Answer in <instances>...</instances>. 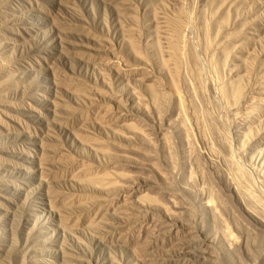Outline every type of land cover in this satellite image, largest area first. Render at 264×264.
<instances>
[{
    "label": "rangeland",
    "instance_id": "rangeland-1",
    "mask_svg": "<svg viewBox=\"0 0 264 264\" xmlns=\"http://www.w3.org/2000/svg\"><path fill=\"white\" fill-rule=\"evenodd\" d=\"M155 110L165 183L117 160ZM263 207L264 0H0V264H264Z\"/></svg>",
    "mask_w": 264,
    "mask_h": 264
},
{
    "label": "bare ground",
    "instance_id": "bare-ground-1",
    "mask_svg": "<svg viewBox=\"0 0 264 264\" xmlns=\"http://www.w3.org/2000/svg\"><path fill=\"white\" fill-rule=\"evenodd\" d=\"M175 29V28H174ZM178 31V30H177ZM176 31V32H177ZM175 32V31H174ZM206 34V33H205ZM133 48V47H132ZM136 48V47H135ZM175 49V48H174ZM138 50V49H137ZM179 53V52H178ZM177 53V54H178ZM138 54V53H137ZM139 55V54H138ZM174 57V56H173ZM146 61H145V63H144V66L146 65ZM148 64V63H147ZM147 66V65H146ZM149 66V65H148ZM195 66V65H194ZM145 68V67H144ZM198 67H196V69H197ZM178 74V73H177ZM197 74V73H196ZM180 75V74H179ZM171 77V76H170ZM181 77V76H180ZM201 77V76H200ZM173 79V78H172ZM160 80V79H159ZM200 81H201V79H200ZM160 85H161V83H160ZM156 86V85H155ZM153 87V86H152ZM159 89H160V87H159ZM152 91V90H151ZM153 91H155V90H153ZM233 91V90H232ZM227 92V91H226ZM157 93V92H156ZM162 94V93H161ZM175 94V93H174ZM173 94V95H174ZM234 94V93H233ZM153 95H154V93H153ZM157 97V96H156ZM162 97H163V95H162ZM158 98H159V96H158ZM157 98V99H158ZM120 99V98H119ZM223 99V98H222ZM228 100V99H227ZM225 101V100H224ZM234 101V100H233ZM119 103V106H120V109L121 110H126V108H129V112H131L132 113V115L133 114H141V115H145V113L146 112H144L142 109H137V108H135V107H133V106H129V107H124L123 105H121L120 104V101L118 102ZM163 103H165V102H163ZM162 105V104H161ZM164 106V105H163ZM119 109V108H118ZM119 109V110H120ZM120 110V111H121ZM146 110H147V108H146ZM127 111V112H128ZM148 112V111H147ZM154 113V115H153V118L150 120L149 119V122H151V123H149V125H148V127H147V133H145L143 130V132L144 133H142V131L141 132H138V131H136L135 132V130L130 134V135H127V136H125L124 138H123V142H124V144H125V148H127L128 149V151L130 150V151H132V155L133 156H130V155H126V156H124V155H121V156H118L117 157V160L118 161H121V162H123V163H126L127 165L129 164V165H131V167H135V168H144V167H147V168H149V170H151L152 172H154L155 174H158L159 175V178L165 183L166 182V178H165V175H164V173H162V171H160L159 169H162V168H157L156 166H154L153 164H151V163H149L147 160L149 159L150 160V157L151 156H154L155 155V150H157L156 149V143L154 142V140L152 139V138H150V137H148L149 135L148 134H152V133H155V137H156V140L157 141H159L160 143H162L163 145L164 144H167L166 142H167V139H168V136L166 135V133H165V131L167 130V131H169L168 129H171V125H170V123H166L164 120H163V118L161 117V114L159 113V111L158 110H155V111H153ZM107 113V112H106ZM105 113V114H106ZM121 114H120V116H123L122 115V111L120 112ZM126 113V112H125ZM124 113V114H125ZM110 114V113H109ZM147 114V113H146ZM105 116V115H104ZM103 116V117H104ZM109 116V115H108ZM119 116V117H120ZM124 116H126V115H124ZM124 116H123V119H124ZM135 116V115H134ZM146 116V115H145ZM148 116V115H147ZM151 116V115H150ZM106 117V116H105ZM110 117V116H109ZM114 118V117H113ZM145 118V117H144ZM151 118V117H150ZM110 119V118H109ZM119 119V118H118ZM123 119H121V120H123ZM103 120V119H102ZM147 120H148V118H147ZM113 121V120H112ZM112 121H110V122H112ZM148 122V121H147ZM146 128V127H145ZM166 128H168V129H166ZM145 130V129H144ZM172 130V129H171ZM171 133V132H170ZM153 136V135H152ZM154 137V138H155ZM138 142H137V141ZM136 141V142H135ZM170 142H171V140H170ZM136 143H138V144H140L141 146H136ZM225 143H226V141H225ZM224 143V144H225ZM122 146V148H123V145H121ZM120 146V147H121ZM225 150V149H224ZM230 150V149H229ZM129 151V152H130ZM124 152V151H123ZM152 152H154V155H152ZM158 152V151H157ZM125 153H127L126 152V150H125ZM129 154V153H128ZM137 154H139V155H137ZM142 156V157H144L145 158V160L146 161H144V159L141 161V159L139 160L136 156ZM109 157V156H108ZM152 158V157H151ZM232 158V157H231ZM171 159V158H170ZM116 160V159H115ZM153 161V160H152ZM173 162V161H172ZM230 162V161H229ZM110 163V162H109ZM155 163V162H154ZM231 163H232V161H231ZM234 164V163H233ZM115 165V164H114ZM123 165V164H122ZM226 165V164H225ZM110 166V165H109ZM174 166V165H173ZM230 166V165H229ZM227 167V166H226ZM232 167V166H231ZM230 167V168H231ZM236 167V166H235ZM235 167H234V169H235ZM138 172V171H137ZM141 172V171H140ZM232 172V171H231ZM237 172H238V174H239V177H241V175H245V171H243L241 168H237V171H236V174H237ZM121 173V172H120ZM169 173H170V171H169ZM130 175V174H129ZM132 175V174H131ZM145 175H146V173H145ZM171 175V174H170ZM234 175V174H233ZM124 176V178H125V175H123ZM133 176V175H132ZM136 176V175H135ZM238 176V175H237ZM122 177V176H121ZM128 177V179H126V181L124 182V184H122L121 186H119V187H117L116 189H114L115 190V195H113L112 197H113V199L114 200H116L118 203H121V205H123V207L122 208H124L123 210H128L129 209V211H122L121 209H120V213L122 212V215H123V217H125V218H121V219H128V216H132V217H134V216H136L137 217V215H138V213H141V212H148V211H155V210H158V212H159V214H160V217H161V220H162V223H163V225L166 227L165 229H166V231L167 232H173V231H176L178 228H185V224H183L182 222H180V221H178V220H176V218H175V216L172 214V213H169L168 211H166V210H164L163 208H160L159 206H156V205H154V207L153 206H151V205H145V203H143L142 201H131V203H130V205H126L125 203L126 202H129V200H127V197H129V199H131L132 197V195L134 196L136 193H137V195H138V192H139V189H140V187H143V186H148L149 187V185H152V184H155L154 183V181L152 180V179H150V178H142V177H136L135 178V180L134 179H129V176H127ZM126 177V178H127ZM244 177H248V176H244ZM132 178H134V177H132ZM238 178V177H237ZM263 178V177H262ZM158 179V178H157ZM239 179H241V178H239ZM238 179V180H239ZM243 179V178H242ZM248 179V178H247ZM168 180V179H167ZM243 181V180H242ZM247 181V180H246ZM244 182V181H243ZM121 183V182H120ZM235 183V182H234ZM240 184V183H239ZM158 185V184H157ZM235 185V184H234ZM251 185V184H250ZM115 186V185H114ZM235 186H237V185H235ZM235 186H234V188H235ZM239 187V186H238ZM242 188V187H241ZM249 188V187H248ZM110 189V188H109ZM153 189V188H152ZM160 189V188H159ZM235 189H237V187L235 188ZM147 190V189H146ZM145 190V191H146ZM238 190V189H237ZM138 191V192H137ZM238 191H241V192H244V191H242V189L241 190H238ZM249 191V190H248ZM107 192V191H106ZM240 192V193H241ZM251 192V191H250ZM110 193V192H109ZM142 193V192H141ZM158 193V192H157ZM238 193V192H237ZM240 193H238V198H240V202L242 203V205H243V208H244V210H245V212L251 217V216H253L254 215V213H253V208L251 209L250 208V205H249V203H247V199H246V195L248 196L247 198H248V200H249V202L250 201H252L253 200V198H249V194H240ZM244 193H246V192H244ZM248 193V192H247ZM107 194V193H106ZM208 194V193H207ZM209 195V194H208ZM252 195V194H251ZM110 196H111V194H110ZM111 197V198H112ZM135 197H136V195H135ZM138 197V196H137ZM210 197V196H209ZM252 197V196H251ZM141 198V197H140ZM153 198V197H152ZM103 199V198H102ZM106 199V198H105ZM112 199V200H113ZM137 199V198H136ZM142 199V198H141ZM140 199V200H141ZM145 199V198H144ZM208 199H210V198H208ZM219 199V198H218ZM127 200V201H126ZM150 200V199H149ZM100 201V200H99ZM105 201V200H104ZM146 201V200H145ZM151 201H152V199H151ZM155 201V200H154ZM254 201H255V199L253 200V203H254ZM211 202H212V200H211ZM223 202V201H222ZM226 202V201H225ZM256 202V201H255ZM108 203V202H107ZM218 203V202H217ZM220 203H221V201H220ZM253 203H251V204H253ZM259 203V202H258ZM102 204V203H101ZM210 204V203H209ZM249 206H248V205ZM214 205H216V204H214ZM213 205V206H214ZM130 206H132V207H130ZM212 206V205H211ZM219 206V205H218ZM225 206V205H224ZM257 206V205H256ZM221 207V206H220ZM104 208V207H103ZM107 208V207H106ZM116 208V207H115ZM118 208V207H117ZM209 209H207V211H208V213L209 214H211V216H215L214 215V208L213 207H208ZM226 208V207H225ZM264 208V207H263ZM222 209V208H221ZM256 210V209H255ZM258 210V209H257ZM256 210V211H257ZM117 211V210H116ZM129 212V213H128ZM114 213V212H113ZM118 213V212H117ZM259 213V212H258ZM115 214V213H114ZM119 214V213H118ZM142 214V213H141ZM113 215V214H112ZM217 215V214H216ZM260 215V214H259ZM119 216H121V215H119ZM139 216V215H138ZM159 216V215H158ZM220 216V215H219ZM256 216V215H255ZM262 216H263V212H262ZM261 216V217H262ZM156 217H157V215H156ZM216 217V216H215ZM259 217V216H258ZM260 218V217H259ZM213 219H214V217H213ZM258 219V218H257ZM222 220H223V218H222ZM237 220V219H236ZM254 220V219H253ZM220 222V221H219ZM217 223V222H216ZM220 224V223H219ZM222 224V223H221ZM220 224V225H221ZM233 224H235V223H233ZM238 224V223H237ZM262 224H263V226H264V219L262 220ZM239 225V224H238ZM240 226V225H239ZM123 227V226H122ZM125 228V227H124ZM163 228V227H162ZM203 228V227H202ZM201 228V229H202ZM240 228V227H239ZM226 229V228H225ZM218 230H219V228H218ZM125 232V231H124ZM244 235V234H243ZM123 236V235H122ZM221 236V235H220ZM224 236V234L222 235V237ZM206 237V236H205ZM203 238V240H202V244H204V245H206V247H207V245H210V246H212L211 244H213V240L212 239H208V236L206 237V238ZM221 237V238H222ZM211 238V237H210ZM223 238H225V236L223 237ZM253 238V237H252ZM254 238H256V237H254ZM124 239V238H123ZM226 239L227 238H225V242H227L226 241ZM228 240V239H227ZM255 240V239H254ZM225 242H224V244H225ZM216 243V242H215ZM221 243V242H220ZM256 245V244H255ZM210 246L209 247H207V248H210ZM214 246H215V244H214ZM214 246H212V248L214 247ZM228 246V245H227ZM249 246V245H248ZM254 246V245H253ZM258 246V245H257ZM202 247H203V245H202ZM206 247H204L205 249H206ZM203 248V249H204ZM215 248V247H214ZM213 248V249H214ZM256 248V247H255ZM203 249H201V250H203ZM209 250V249H208ZM143 251V250H142ZM151 251V250H150ZM192 251V250H191ZM200 251V250H199ZM207 251V250H206ZM249 252V251H248ZM143 253V252H142ZM205 253H208V252H205ZM204 253V251H202V252H200L199 253V256L201 255L203 258H206V256H207V258H208V256L210 255H208V254H205ZM251 254V253H250ZM198 255V254H197ZM236 255V254H235ZM200 256V257H201ZM212 256V255H211ZM218 256V255H217ZM216 256V257H217ZM237 256V255H236ZM248 256V255H247ZM252 256V255H251ZM197 257V256H196ZM213 257V256H212ZM211 257V258H212ZM249 257V256H248ZM255 257H257V256H255ZM207 258L205 259V260H203V261H206L207 260ZM214 258V257H213ZM199 259H202V258H199ZM208 259H210V257L208 258ZM240 259V258H239ZM253 259V258H252ZM213 260H215L216 261V259H211V260H207V261H211V263H213L214 261ZM254 260V259H253ZM171 261V260H170ZM206 261V262H207ZM216 263V262H215ZM214 263V264H215ZM242 263V262H241ZM209 264V263H208ZM256 264V263H255ZM259 264V263H258Z\"/></svg>",
    "mask_w": 264,
    "mask_h": 264
}]
</instances>
